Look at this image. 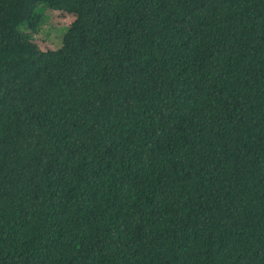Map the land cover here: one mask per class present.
I'll return each mask as SVG.
<instances>
[{
    "label": "trees",
    "instance_id": "obj_1",
    "mask_svg": "<svg viewBox=\"0 0 264 264\" xmlns=\"http://www.w3.org/2000/svg\"><path fill=\"white\" fill-rule=\"evenodd\" d=\"M0 264H264V0H0Z\"/></svg>",
    "mask_w": 264,
    "mask_h": 264
},
{
    "label": "rangeland",
    "instance_id": "obj_2",
    "mask_svg": "<svg viewBox=\"0 0 264 264\" xmlns=\"http://www.w3.org/2000/svg\"><path fill=\"white\" fill-rule=\"evenodd\" d=\"M42 15V33L41 38L45 35V39H42V41L38 40L36 38L37 45L40 50H46V49H54L57 48L60 43V37L64 35L67 26L73 19V16L70 14H64L61 12H50L49 10H41ZM47 22V24H46ZM46 24V25H45ZM49 25L51 27H54L53 30H48ZM45 32V34H44Z\"/></svg>",
    "mask_w": 264,
    "mask_h": 264
}]
</instances>
